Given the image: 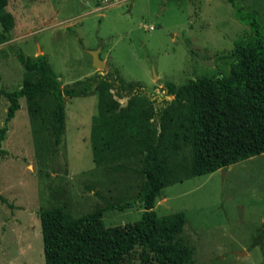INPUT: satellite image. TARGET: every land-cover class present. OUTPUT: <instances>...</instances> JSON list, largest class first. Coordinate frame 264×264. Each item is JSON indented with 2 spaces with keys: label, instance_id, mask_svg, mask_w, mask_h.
<instances>
[{
  "label": "rangeland",
  "instance_id": "1",
  "mask_svg": "<svg viewBox=\"0 0 264 264\" xmlns=\"http://www.w3.org/2000/svg\"><path fill=\"white\" fill-rule=\"evenodd\" d=\"M7 2L15 26L11 40L0 45L7 54L0 59V91H16L38 78L19 63L16 52L44 55L61 88L92 76L107 85L93 86V95L65 98L58 142L53 96L46 93L32 103L19 99L0 158V264H45L42 209L61 207L78 218L133 202L123 211H106L104 225L141 217L136 201L143 156L121 149L116 122L99 116L100 102L112 99L120 109L133 95L152 101L154 111L168 107L158 153L166 167L164 188L154 211L184 214L179 237L192 249L185 264H264V153L224 170L190 175L187 109L171 105L165 87L227 76L235 42L249 34L236 11L253 15L264 35V0ZM97 48L103 69L93 67L88 54ZM7 104L0 94V128Z\"/></svg>",
  "mask_w": 264,
  "mask_h": 264
},
{
  "label": "trees",
  "instance_id": "2",
  "mask_svg": "<svg viewBox=\"0 0 264 264\" xmlns=\"http://www.w3.org/2000/svg\"><path fill=\"white\" fill-rule=\"evenodd\" d=\"M7 3L0 0V45L11 40L15 26L14 16L6 10ZM236 14L248 25L249 34L235 42L229 74L197 78L179 86L170 82L165 85L173 97L171 105L180 104L187 109L192 149L189 171L193 176L224 170L264 153V35L253 15H244L240 9ZM6 56L5 51H0V59ZM15 56L26 71L36 73L38 78L25 81L16 91H0L8 103L0 128V158L5 154L2 142L8 123L20 109V98L32 103L46 93L53 96V135L58 142L65 98L93 95V86L107 85L101 77L92 76L61 88L44 55L31 58L16 52ZM167 112L168 107L154 111L152 101L136 95L129 97L120 109L112 99L100 102L99 116L101 113L102 118L116 122L122 133L121 149L135 150L143 156L139 169L143 182L136 201L143 209L141 217L124 225H104L106 211H123L131 208L133 202L99 207L78 218L61 207L42 209L38 219L45 264H185L191 258L192 249L179 237L186 224L184 214L158 216L154 211L166 173L158 153ZM0 200L4 202L1 197Z\"/></svg>",
  "mask_w": 264,
  "mask_h": 264
},
{
  "label": "water",
  "instance_id": "3",
  "mask_svg": "<svg viewBox=\"0 0 264 264\" xmlns=\"http://www.w3.org/2000/svg\"><path fill=\"white\" fill-rule=\"evenodd\" d=\"M99 52H100V48H97L95 50L88 51V54L91 56L92 66L98 69H103L104 61L99 59ZM197 61L204 65L207 64V61H203V60H197Z\"/></svg>",
  "mask_w": 264,
  "mask_h": 264
}]
</instances>
